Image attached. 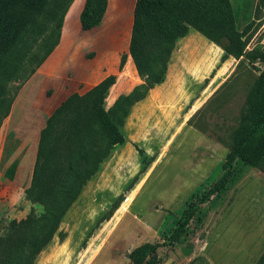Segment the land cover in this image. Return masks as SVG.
<instances>
[{"label": "rangeland", "instance_id": "1", "mask_svg": "<svg viewBox=\"0 0 264 264\" xmlns=\"http://www.w3.org/2000/svg\"><path fill=\"white\" fill-rule=\"evenodd\" d=\"M84 1L73 0L65 16L56 74L34 79L28 65L9 84L14 103L33 106L22 126L42 128L29 147L34 153L14 157L35 168L61 161L63 136L46 124L49 112L39 111L50 106L53 112L68 96L75 94L80 112L94 88L113 76L107 107L138 89L145 97L125 120L127 141L101 161L53 239L32 261L23 258L31 250L28 239L22 246L16 242L0 252V264H131L129 253L148 241L164 244L161 264H264V171L241 160L233 164L227 187L200 205L183 237L169 241L184 209L223 172L248 93L262 72L259 60L225 59L222 45L191 29L174 44L164 80L147 90L144 57L131 49L148 43L136 28L138 0H125V7L124 0H111L103 22L91 31L80 24ZM231 2L246 49L264 48V0ZM19 118L21 113L9 114L0 126L7 146L26 144L11 136L14 128L21 130ZM99 145L105 142L97 140L95 147ZM28 203L30 212L21 219L15 218L18 206L4 211L8 204H0L1 248L13 221L31 217V229H40L45 207L33 199ZM30 232L22 229L26 236Z\"/></svg>", "mask_w": 264, "mask_h": 264}, {"label": "trees", "instance_id": "2", "mask_svg": "<svg viewBox=\"0 0 264 264\" xmlns=\"http://www.w3.org/2000/svg\"><path fill=\"white\" fill-rule=\"evenodd\" d=\"M109 1L85 0L79 16L84 31H91L103 22ZM72 2L0 0V112L3 111L0 126L14 103L8 95L9 84L21 78L28 65H32L30 74H34L54 52L61 42L65 16ZM135 18L139 35L148 41L137 51L134 45L131 48L144 57L148 81L143 85L147 90L164 80L174 44L191 29L222 45L225 59L244 56L264 63V48L246 49L247 40L237 26L231 0H138ZM113 79L112 76L94 88L82 111L79 112L73 94L52 114L48 124L63 136L62 159L58 164L35 168L31 186L25 190L28 200L45 207L40 229H31V217L19 223L13 221L0 252L11 249L16 242L22 246L28 239L31 250L23 258L32 261L53 239L60 222L86 182L98 171L101 161L116 145L127 141L123 125L130 108L145 95L138 89L131 95L120 96L107 107L106 98ZM97 140H103L105 146L95 147ZM237 160L264 171V70L248 93L247 109L233 132L222 174L198 200L184 209L169 236L171 243L183 237L200 205L227 187ZM27 228L31 230L29 236L22 233ZM162 245L148 241L136 246L129 253L131 264H161L159 248Z\"/></svg>", "mask_w": 264, "mask_h": 264}, {"label": "crops", "instance_id": "3", "mask_svg": "<svg viewBox=\"0 0 264 264\" xmlns=\"http://www.w3.org/2000/svg\"><path fill=\"white\" fill-rule=\"evenodd\" d=\"M85 2V1H84ZM124 7H125V0ZM111 5V0L109 1V6ZM109 9V8H108ZM69 14V13H68ZM61 49V43L57 46V48L54 50V52L48 57V59L42 64V67H40L32 76H34V79L40 78L42 75L45 76V79H50L56 72L59 70L58 67L60 65L54 63L55 55H57V51ZM222 70L218 72V75L221 73ZM71 95V94H70ZM69 97V96H68ZM67 99V98H66ZM66 99H64L62 102H64ZM60 103V105L62 104ZM23 107V109H22ZM31 104H13L10 117L14 118L17 113H21V119H20V125L19 127L21 130L20 132L16 133V128L11 132V136L15 135L17 140H26V144L22 145H14V146H7L6 141L3 143L1 142L0 137V204L2 202L7 203V209L4 211H10V209H14V207H17L18 209L17 216H15L16 219H21L28 214L29 207H32L28 200L25 199V190L31 186L35 167L31 164H26V161L23 159V157H14L16 156H27L29 154L34 153L33 150H29V147L34 146V140L38 139L39 134L41 133L42 128H40L39 124L36 125V127H31L30 125L22 126V124L26 123V117L29 116L31 109ZM50 106L46 108V110H40L39 112H49L48 118L46 120V124H48V121L50 120L52 114L55 112H51ZM45 124V125H46ZM25 132V134L23 133ZM34 134V132H37ZM37 141V140H36ZM37 143V142H36ZM35 143V145H36ZM14 153V155H13ZM13 201V202H12ZM21 204V205H18ZM24 205L25 209H21V206ZM29 208V209H28ZM2 211V212H4ZM1 212V213H2ZM3 214V213H2ZM5 214V213H4ZM7 214H10L7 212ZM5 216H8V215Z\"/></svg>", "mask_w": 264, "mask_h": 264}, {"label": "built area", "instance_id": "4", "mask_svg": "<svg viewBox=\"0 0 264 264\" xmlns=\"http://www.w3.org/2000/svg\"><path fill=\"white\" fill-rule=\"evenodd\" d=\"M258 65H259L261 71L264 70V63L263 62L259 61Z\"/></svg>", "mask_w": 264, "mask_h": 264}]
</instances>
